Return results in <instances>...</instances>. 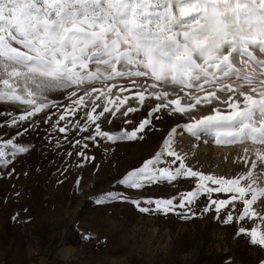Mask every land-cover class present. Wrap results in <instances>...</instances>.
<instances>
[{"label":"snow or ice","instance_id":"obj_1","mask_svg":"<svg viewBox=\"0 0 264 264\" xmlns=\"http://www.w3.org/2000/svg\"><path fill=\"white\" fill-rule=\"evenodd\" d=\"M204 107L207 114L195 115ZM141 108L146 115L134 123ZM161 113L188 116L183 132L197 139L238 147L239 171L194 169L174 146L176 125L118 183L141 190L190 179L194 186L130 202L142 213L190 219L203 197L200 215L223 214V224L238 225L237 235L264 250V0H0V126L15 129L0 139L7 175L30 153L23 137L41 124L63 134L73 149L66 155L83 167L96 159L90 147L158 131ZM114 121L126 127H106ZM116 199L129 200L109 191L96 202Z\"/></svg>","mask_w":264,"mask_h":264},{"label":"rangeland","instance_id":"obj_2","mask_svg":"<svg viewBox=\"0 0 264 264\" xmlns=\"http://www.w3.org/2000/svg\"><path fill=\"white\" fill-rule=\"evenodd\" d=\"M52 96L64 102L62 96ZM209 110L200 108L195 115ZM146 112L141 108L131 114L134 123ZM159 115L161 119L154 120L158 131H149L143 141L107 145V150L90 147L96 159L83 167L77 166L79 157L66 155L73 149L63 134L45 131L48 125L24 136L30 153L18 156L10 166L15 169L11 176L9 169H0V264H260L264 250L237 235L238 225L223 224V214L217 219L214 211L199 214L207 203L203 197L193 206L198 215L190 219L175 213H142L130 202L178 196L194 186L190 179L141 190L118 183L126 171L152 157L176 125L182 134L174 146L194 169L227 176L239 171L233 163L238 147L218 146L210 137L197 139L183 132L188 116ZM114 125L106 127H126L118 121ZM14 133V128L0 126V139ZM109 191L127 196L128 202L98 204Z\"/></svg>","mask_w":264,"mask_h":264}]
</instances>
